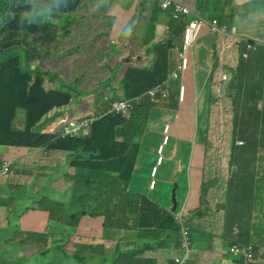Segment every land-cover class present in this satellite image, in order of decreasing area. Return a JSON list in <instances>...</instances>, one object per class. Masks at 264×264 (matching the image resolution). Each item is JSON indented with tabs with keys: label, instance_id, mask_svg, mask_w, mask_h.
<instances>
[{
	"label": "trees",
	"instance_id": "16d2710c",
	"mask_svg": "<svg viewBox=\"0 0 264 264\" xmlns=\"http://www.w3.org/2000/svg\"><path fill=\"white\" fill-rule=\"evenodd\" d=\"M5 1L0 4L2 8L8 6L4 15L0 11V146L21 151L37 149L46 151V154L57 150L69 152L68 164L75 169L69 178L73 185L70 202L83 206V209L76 212L58 210V215L53 217L51 212L54 209L51 207L61 204L43 196L32 199L26 186H0L1 194L7 196L0 199V223H4L0 230V243L12 245V249L16 248L14 252H18L16 245L21 242L9 244L4 238L10 232L20 237L24 231L27 244L23 245L29 256L48 254L51 249L41 250L39 244L42 240V247L46 244L43 235L47 221L73 224L75 216L102 217L104 220L94 225L99 232L105 226L124 229L120 218L132 215L129 200H134L138 208L134 214L136 227L141 230L140 237L144 241H154L152 234L160 230L180 235V223L174 222L172 212L161 209L144 196L128 194L127 188L138 152L135 139H140L142 134L144 136L145 120L151 105L146 92L167 79L175 60L173 49L181 44L185 20H172L170 11L160 8L159 0ZM22 3L27 4L22 6ZM44 5L52 7L57 13L54 16L60 14L65 18L43 19L44 14H20L23 8L34 12ZM219 7V1L214 4L212 0H199L197 9L206 19L216 17L220 22L222 11L213 13V9L219 10ZM258 8L264 9V0H254L242 6H235L229 0L226 13L229 15L224 18L229 25L234 12L246 16ZM98 12L101 13L98 15ZM124 13L127 14L125 19L122 18ZM52 26H56L58 32L52 30ZM159 31L163 33L159 34ZM156 36H160L159 41L152 43ZM24 45L35 50H26L22 47ZM241 46V42H234L223 57L231 61ZM224 67L233 69L227 63ZM102 87L111 90L106 101H100L104 96L97 97ZM158 96L162 103L166 101L160 94ZM88 97L98 99L103 113L114 99H128L133 105L130 117L124 119L121 114L102 113L83 139H55V131L43 128L42 119L50 111L69 108L72 103L77 105ZM214 102L210 96L209 105ZM134 117L138 122L131 121ZM20 120L23 127L14 128L13 124ZM130 121L134 130L143 129V133L135 135L120 128ZM228 132L234 135V130ZM211 141L212 136L208 137L207 144ZM208 148L207 145L205 166L213 164L214 159L207 156ZM65 157L55 160L51 156L45 163L49 167L52 164L60 166ZM14 174L12 171L6 179ZM203 175L206 179L211 178L204 170ZM210 181L202 183L201 198L207 196L204 185ZM119 202L123 203L122 208ZM210 214L208 204L201 203L196 211L182 220L188 227L190 240L195 235H209L208 231H211L210 236H222V227H214L204 221V217ZM41 221L44 223L38 226ZM61 238H64L63 234ZM55 243L56 240L49 242L59 253V259H56L59 264H116L115 260L110 261L117 251L112 242H99V246L90 252V257L86 256L84 245H77L72 253L65 249L66 243ZM179 243L177 241L176 246ZM147 247L145 242L141 251ZM14 261L17 263V258Z\"/></svg>",
	"mask_w": 264,
	"mask_h": 264
},
{
	"label": "crops",
	"instance_id": "0c3cea01",
	"mask_svg": "<svg viewBox=\"0 0 264 264\" xmlns=\"http://www.w3.org/2000/svg\"><path fill=\"white\" fill-rule=\"evenodd\" d=\"M184 1L199 12L197 9L199 0ZM251 1L254 0H234V5L242 6ZM221 4L224 16H228L229 14L226 13L229 0H221ZM219 10H221L220 7ZM33 13L23 8L20 14L27 16L34 15ZM217 23L226 28L224 34L213 33L207 26H202L197 40L188 51V68L181 73L178 80H169V86L165 92H159L166 101L152 108V122L145 129L141 141L143 145L138 144L139 138L135 139L138 152L128 182L127 193L133 196H144L167 211L171 206L169 194L175 180L178 185L176 188L178 209L181 206L182 214L189 216L190 212L199 208L197 202L201 196L202 183L210 180L203 175L207 145L210 147L207 156L214 157L213 164L217 157V144H207L206 139L209 98L210 96L215 98V95L218 97L215 84L218 75L227 74L228 78L224 83L228 82L222 95L232 98L234 111L231 118L243 116L244 121L240 125L245 134L236 137L234 119L231 130H234L235 138L233 144L228 145L229 159L224 163L229 170L227 188L224 185L221 192L214 193V190H210L206 194L208 197L223 200L222 202L227 204L226 225L222 227V236L218 234L210 236L211 231H208L209 235L193 236L191 242L195 248H192L194 252L188 264H237L236 260L221 257L218 253L220 248L228 244H251L260 258V264H264V9H255L246 16L234 12L229 25L218 20ZM162 33L159 31V34ZM159 38L160 36H156L154 42L159 41ZM228 40H230V46L222 49L223 46H227ZM244 40L252 47L245 58L241 56L244 53L242 48ZM234 42L242 43L241 50L228 62L223 55ZM226 63L233 69H225ZM175 66L176 55L167 79ZM232 77H235L234 80ZM181 85L184 87L182 99L179 98ZM73 106L50 111L42 119V123L46 126L44 129L54 127L61 122L63 125L68 120L64 114L71 112ZM251 111H257V121L248 118L247 115ZM59 114H63L62 120L55 119ZM225 115L229 117L230 114ZM164 124H169L168 138L161 152L162 162L157 164L158 146L164 136ZM16 126L22 128L23 121L13 124L14 128H17ZM238 139L243 140L244 143L238 145ZM12 150L17 152L15 160L22 162V165L17 168L18 171L12 178L5 179L3 186L6 184L26 186L32 199L34 197L40 199L43 196L61 204L51 209L60 208L68 212L83 209V206L72 205L70 202L73 196V185L69 178L74 174L75 169L68 164L69 152L57 150L46 154V151L41 152L37 149L21 151L0 146L1 161L6 160L9 151ZM63 155L66 157L60 166L52 164L49 167L45 163L51 156L58 160ZM154 166L157 167L153 177L156 184L153 189H150L148 187L152 179L150 170ZM25 173L32 174V180L16 184V180L23 177ZM168 182L169 185H166ZM165 185L170 187L167 193L161 190ZM219 189L220 187L217 190ZM128 204L132 215L128 214L127 217L124 215L121 218L124 229L103 228L99 232L91 226L92 218L83 217L79 222L69 225L48 220L45 233L47 230L57 232L56 235L47 237L49 242H55L59 240L58 235L61 230L67 231L69 236L66 239L69 240L67 244L70 250L77 242L86 244L113 242L117 246V251L110 261L115 260L116 264H171L172 256L179 252V245L176 246V242L180 235L160 230L152 234L154 241H144L140 237L141 230L136 227L137 218L134 215L138 210L136 203L134 200H129ZM187 215H182V219ZM173 220L177 222L175 218ZM40 223L43 224L44 221L38 222V226ZM51 237L58 238L50 241ZM66 239L63 241H67ZM145 242L148 247L142 252V245ZM196 252H199L201 259L198 256L194 257ZM28 255L27 253L26 258ZM53 260L50 264H58L56 258Z\"/></svg>",
	"mask_w": 264,
	"mask_h": 264
},
{
	"label": "rangeland",
	"instance_id": "374dc122",
	"mask_svg": "<svg viewBox=\"0 0 264 264\" xmlns=\"http://www.w3.org/2000/svg\"><path fill=\"white\" fill-rule=\"evenodd\" d=\"M1 1H4L6 3L5 0H1ZM1 1H0V4H1ZM93 1L100 2L101 0H93ZM182 1H183L184 4L188 5L184 0H182ZM218 1L220 3V9L221 10L213 9V13H217V12L223 10L222 4H221V0H212V3L217 4ZM232 2L234 3V0H232ZM7 10H8V6L7 5H5L4 8H2V5H1L0 11H1V13L3 15L5 14V11H7ZM21 12H22V10H21ZM100 13L101 12H98L97 14L99 15ZM33 14H35V15L44 14L42 16L43 19H50L52 17L53 18H58L60 16V15L54 16V10L49 5H44V7L42 9H40L38 11H34ZM222 14L223 15L221 16L220 22H222V23L223 22H227V20L224 18V13L223 12H222ZM126 17H127V14L124 13L122 18L125 19ZM63 18H65V17L60 16L59 20H62ZM59 20H58V22H60ZM51 28H52V30L58 32V28L56 26H52ZM155 40H156V38L152 41V43H154ZM112 42H114V40ZM112 44H114V43H112ZM226 44H227V46L226 47L223 46L222 49H225V48L230 46V40H228V42ZM22 47L24 49H26V50H31V51L35 50V48H32L31 46L25 47V45H24ZM111 49L113 50V48H111ZM128 53H129V51H128ZM126 55H127V52H126ZM130 55H131V51H130ZM173 58L175 59V49L173 50ZM115 78H116V74H115ZM232 78L234 80L235 77H232ZM227 82L224 83V80H220V76L218 75V78L216 80V92H217L218 97L215 95V98H213L215 100V102L210 106L211 107V111H210V114L208 113V117H207L206 139L208 140V137L212 136L211 144H217V146H216L217 157H215V163L211 164L210 166L203 167V170H204L205 174L211 176V178H210L211 181L204 185L205 189L207 190V193L210 190H214V193L221 192V190L224 188V185H226V188H227V185H228L227 176H228L229 170H228L227 166H224V163L226 162V160L229 159V157H228L229 153H228V149H227L228 145L229 144H233V139L235 138L234 135L232 136V134L230 135L229 132H228V130L230 131L231 127H232V119L233 120L235 119V122L233 123V126H234L235 131H236V137L237 136H244V134H245L244 130L242 129V127L240 125L244 121L243 116L239 115V116H234L233 118H231V116L233 115V111H234V105H233L232 98L225 97V96L222 95V92L226 88V83ZM101 91L102 92L97 95V97L99 99H100V96H104V97L107 96L109 98V95L111 94V90L102 87ZM107 97H106V99L108 100ZM148 98L150 99V104L151 105L149 107L148 114H147V117H146V120H145L146 123H145L144 130L152 122V118H151L152 108L154 106H156V105L163 104L162 101H161L160 96H156L154 101H153L154 97L151 98V96H148ZM103 100L106 101L102 97L100 99V101H103ZM114 100H117V99H114ZM99 104H100V102L98 101V99L96 97H88V98L84 99L83 101H81L80 103H78L77 105L73 106L74 108L71 110V112L70 111L66 112L64 114V117L68 118V119H70V118L73 119V118L84 117L86 113H87L86 115H99V114H102L103 113V111H102L103 109L101 107H99ZM71 105H74V103H72ZM132 106L128 109L130 111V113H131ZM130 113L124 115L123 116L124 119H128L130 117ZM226 113L230 114L229 117H226V115H225ZM256 114H257V111H251V112L248 113L247 116L252 121H257L258 118L256 117ZM61 118H63V114L57 115V117L55 119H61ZM131 121H137L138 122V119L136 117H134ZM131 121L130 122H126L124 124V126L120 127V128H125V130L127 132H129L131 134L133 133L135 135L138 134V133H143V129L134 130ZM138 125H139V123H138ZM61 127H62V122L61 123H57L56 126L50 127L47 130L48 131H59L61 129ZM17 128H20V127H17ZM43 128H46L45 124L43 125ZM226 128H227V130H226ZM215 130H216V133H215ZM214 133H215V143H214ZM142 139H143V134H142V137H140L138 144H141ZM142 145L143 144H141V146ZM16 154H17V152L15 150L9 151L8 157L6 158L5 161H1V158H0V165L3 162H7V165L12 163L13 165H11V167L14 169V172L18 171L17 168H19L22 165V162L15 160L16 158H14V157L16 156ZM219 160H221V164H219ZM6 177L7 176L0 175V186H3ZM32 178H33L32 174L25 173L23 175V177H21L19 180H16L15 183L16 184H20L23 181H31ZM174 184H175V180L173 181V186H174ZM166 185H169V182ZM166 185L161 189L165 193H167V191L170 188V187H168ZM219 187H220V189L217 190ZM171 189H170V192H171ZM201 190H202V186H201ZM201 194H202V192H201ZM4 197H7V196L2 195L1 192H0V199L4 198ZM169 201H171V198L169 199ZM120 202L118 203V205H119V207L122 208L123 203H124L123 199H122L123 203H120ZM197 203H199V207H200L201 203L203 205L208 204L209 210L212 213V214L207 215V216L204 217L205 218L204 221L207 222L208 225H212L214 227H216V226L223 227L224 225H226V222H225V218L226 217H225V215H226V211H227V204L221 202L216 197L211 198V197H208V196H205L204 198H201V196H200L198 198V202ZM57 211H58L57 209H54L51 212L53 217H56L58 215ZM168 211L171 212L170 207H168ZM177 213H181V214L183 213V211L181 210V206H179V209H178ZM191 213H193V211L190 212L189 215ZM182 215H187V214H182ZM61 216L63 218H65L64 214H62ZM83 217L92 218V220L90 221V224L95 230H97V229L94 227V225L95 224H99L101 220H104L102 217H89V216L85 215V216H82V217H79V218H77L75 216L72 221H73V223L74 222H79L80 218H83ZM50 221H55V220H50ZM120 221H121V218H120ZM183 222L185 223V221H181L180 224H183ZM242 222H243V220H242ZM3 225H4V223H3V221H1L0 230H1V227ZM103 226H104V221H103ZM107 228H109V227L105 226V229H107ZM186 230H187L186 225L181 227V229H180V239L182 241V244H187L188 245V250H189V253L191 254V257H192V253L194 252V250L192 248H195V247L193 246L191 240L189 239V235L186 232ZM23 232L24 231H22V235L20 237L16 236L15 233H13V232H10L9 236H5L4 235L5 236V238H4L5 241H7L9 244H15L16 245L17 242H21V243L19 245H16L18 250H19L18 252H14L16 248L12 249V247H13L12 245L5 246L2 243H0V261H1L0 264H50V263H52L54 261L53 260L54 258L59 259V253L56 252V248H53V245H50L48 243L49 239L47 237L51 233H53L51 230H47L46 233H45V236L47 238V240H44V241H46L45 246L42 247L41 243L43 242V240L39 242V244L41 246L40 247L41 250L48 249V248L51 249L49 251V253L48 254L46 253L45 256L36 253V255H32V256L28 255L27 258H26V254L28 253V251H27V249L24 248L23 244H27V242L25 240L26 236L23 235ZM54 232H56V231H54ZM53 234L56 235L57 232L53 233ZM62 234L64 235V238H61ZM68 236H69V234L65 230H61L59 232V235H58L59 243H62V244L66 243L65 249L67 250V252H72L73 253L76 250V246L77 245H84L86 247V250H85V253L87 254L86 256L90 257L91 256L90 252H92L94 248L99 246V243L86 244V243L77 242L76 244H74L72 246V250H70L69 246L67 244L69 240L66 239V238H68ZM58 237H55V238H58ZM55 238L51 237L50 241L55 240ZM65 239L67 241H63ZM28 243H29V241H28ZM111 244H112V246L115 245V244H113V242ZM195 256H198V258L201 259L199 252H196L194 254V257ZM191 257H190V259H191ZM16 258H17V263L14 261V260H16ZM189 260L187 261L186 264H188ZM67 263L71 264V262H67Z\"/></svg>",
	"mask_w": 264,
	"mask_h": 264
},
{
	"label": "built area",
	"instance_id": "2783aa9c",
	"mask_svg": "<svg viewBox=\"0 0 264 264\" xmlns=\"http://www.w3.org/2000/svg\"><path fill=\"white\" fill-rule=\"evenodd\" d=\"M161 7L169 8L171 10V16L174 20H179L186 16L192 17L190 20L187 21L185 28L183 30L182 45L180 48L176 49L177 64H176V68L174 69L171 75L173 79H176L178 76V73H182L188 68V65H189L188 51L194 45L198 37V30L200 26L204 24L205 22L201 17L193 13L186 5H184L181 2V0H163ZM208 28L213 33L223 34L225 32V27L218 26L215 20L208 22ZM224 78L225 76L222 75V79ZM164 87L166 88L168 87L166 83L155 86L154 88L149 90L148 93L151 97H153ZM182 91H183V86H180V96H182ZM129 108H130V105L128 101L126 100L114 101L111 103V107L107 111V113L114 112V113H121L123 115H126L129 112L128 110ZM98 118H99L98 116L94 115V116H89V117L69 119L62 126L58 137L61 139L83 138L88 135L91 124L94 121H96ZM168 128H169V125L166 124L164 126V136H163L162 142L158 146L157 164H160L163 159L161 156V151L164 148L163 145L166 143L167 138H168V134H167ZM237 143L241 145L243 142L238 141ZM156 168L157 167L154 166L150 170V174L152 177L148 185L150 189H153L156 184L153 178L155 176ZM7 173H8V165L5 164L0 170V175H6ZM182 248H183L182 254L179 256H176L173 259V264H185L186 263L187 258L190 254L188 250V245L182 244ZM221 254L223 256L235 258L238 264H257V261H258L256 254L254 253L253 247L251 245H241L240 246V245L233 244V245H230L222 249Z\"/></svg>",
	"mask_w": 264,
	"mask_h": 264
},
{
	"label": "clouds",
	"instance_id": "9594fccd",
	"mask_svg": "<svg viewBox=\"0 0 264 264\" xmlns=\"http://www.w3.org/2000/svg\"><path fill=\"white\" fill-rule=\"evenodd\" d=\"M162 1L163 0H159V5H160V8L162 9V10H167V11H170V14H171V10L169 9V8H162L161 7V4H162ZM181 2L183 3V1L181 0ZM184 4V3H183ZM184 5H186V4H184ZM193 13H195V14H197L199 17H201L203 20H204V24H202L201 26H200V28H199V30H198V33L200 32V29H201V27L202 26H207L208 27V22H211L212 20H215L216 22H217V20L216 19H206L201 13H199V12H197V11H195L194 9H192L190 6H188V5H186ZM192 17L191 16H186V17H183V18H181V19H184L185 20V25H186V23H187V21L188 20H190ZM171 19L172 20H174L173 18H172V16H171ZM181 19H179V20H181ZM179 20H174V21H179ZM218 24V23H217ZM185 25H184V28H185ZM218 26H220L219 24H218ZM220 27H222V26H220ZM184 28H183V30H184ZM165 30L167 31L168 30V26H166L165 27ZM225 30H226V28H225ZM218 34V33H217ZM224 34V33H223ZM198 38V37H197ZM197 40V39H196ZM182 41H183V33H182V40H181V44H180V46L179 47H175L174 49H175V55H176V49L177 48H180L181 47V45H182ZM249 46V47H248ZM173 49V50H174ZM249 49H252V47H251V45L246 41V40H244V53L241 55L243 58H245L246 56H247V52H248V50ZM245 55V56H244ZM176 64H177V56H176ZM175 68H176V66H175ZM174 68V69H175ZM174 69H173V71H174ZM172 71V72H173ZM172 72H171V74H170V76H169V78L168 79H166V81L164 82V83H166L167 84V86H169V80H172V81H176V80H178L179 78H180V75H181V73H178V76H177V78L176 79H173L172 77H171V75H172ZM224 76H225V78L224 79H222V76L220 75V80H224V81H226L227 80V78H228V75L226 74H223ZM161 84H163V83H161ZM158 85H160V84H158ZM182 86V85H181ZM154 88V87H153ZM168 89V87L166 88V87H164V88H162V90H160L159 92H165L166 90ZM151 90V89H150ZM183 91H184V87H183ZM183 91H182V96H180V87H179V98L180 99H182V97H183ZM149 90L146 92L147 94H148V96H150L149 95ZM159 92L157 93V94H155L153 97H151V98H153V101H154V99H155V97L156 96H158L159 95ZM105 100H106V98H104ZM119 100H126V101H128V103H129V105H130V107L132 106L131 105V101L130 100H128V99H124V98H122V99H117V100H114V101H119ZM114 101H112V102H114ZM111 102V103H112ZM111 103H110V106L108 107V109L103 113V114H107V111L110 109V107H111ZM108 113H114V112H108ZM128 113H130V111L128 112ZM103 114H99V115H96V116H98V117H101ZM115 114H121V113H115ZM122 116H124L123 114H121ZM89 116H94V115H85L84 117H89ZM69 120V119H68ZM68 120H66V121H68ZM65 121V122H66ZM65 124V123H64ZM63 124V125H64ZM62 125V126H63ZM166 124H164V126H165ZM169 125V124H168ZM62 128V127H61ZM169 129V128H168ZM58 132V131H57ZM56 132V133H57ZM60 132V131H59ZM59 132L55 135V139L56 138H59L58 137V135H59ZM89 133H90V129H89ZM89 133H88V135H89ZM87 135V136H88ZM87 136H85V137H87ZM85 137H83V138H85ZM83 138H78V139H83ZM61 139V138H60ZM64 140V139H63ZM238 141H242L243 142V140H237V142ZM244 143V142H243ZM242 143V144H243ZM161 144V143H160ZM238 144V143H237ZM241 144V145H242ZM165 145V144H164ZM164 145H163V147H164ZM239 145V144H238ZM163 150V149H162ZM162 152V151H161ZM5 161V160H4ZM5 164H7V162H3L1 165H0V170H1V168L5 165ZM11 165H13L12 163H10L9 165H8V173L6 174V175H4V176H7L9 173H11L12 171H14V169L11 167ZM149 185V184H148ZM177 195V194H176ZM169 199H170V194H169ZM178 200V199H177ZM171 204V203H170ZM61 206V205H60ZM170 208H171V206H170ZM57 210H59L60 212H64V211H62L60 208L59 209H57ZM177 211H178V207H177ZM177 211H176V213H172V214H174V217L173 218H175L176 220H177V222H181L182 220H184L186 217H188V215L185 217V218H183L182 219V215H181V213H177ZM68 212V211H67ZM177 216V217H176ZM49 221H50V219H49ZM59 223H62V224H66V225H69L68 223H65V222H59ZM185 224L183 223V224H180V229H181V227L182 226H184ZM187 227V226H186ZM186 232L188 233V227H187V230H186ZM51 235H53V233H51L49 236H51ZM44 240H46V236H45V234H44ZM57 241V243H59V241L58 240H56ZM179 252L177 253V254H175L174 256H172V258H171V264H173V259L176 257V256H179V255H181L182 254V252H183V248H182V241H181V239L179 238ZM49 243V242H48ZM53 243V242H52ZM57 243H55V244H57ZM230 245H233V244H228V245H226V246H224V247H222V248H220L219 249V251H218V253H219V255L221 256V257H224V258H232V259H234V260H236L235 258H233V257H228V256H223L222 254H221V250L222 249H224V248H226V247H228V246H230ZM236 245H247V244H236ZM248 245H251V244H248ZM252 246V245H251ZM253 247V246H252ZM253 250H254V248H253ZM254 253L256 254V257H257V259H258V261H257V264H260V258H259V256L257 255V253L255 252V250H254ZM44 256L46 255V253H44L43 254ZM190 257H191V254H189V256H188V258H187V261L190 259ZM187 261H186V263H187ZM237 262V261H236ZM185 263V264H186ZM59 264V263H58ZM238 264V263H237Z\"/></svg>",
	"mask_w": 264,
	"mask_h": 264
},
{
	"label": "water",
	"instance_id": "95a60500",
	"mask_svg": "<svg viewBox=\"0 0 264 264\" xmlns=\"http://www.w3.org/2000/svg\"><path fill=\"white\" fill-rule=\"evenodd\" d=\"M177 183L175 182L174 186L172 187L171 189V192H170V198H171V212L172 213H176L177 211V207H178V200H177V195H176V188H177Z\"/></svg>",
	"mask_w": 264,
	"mask_h": 264
}]
</instances>
